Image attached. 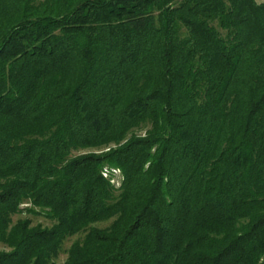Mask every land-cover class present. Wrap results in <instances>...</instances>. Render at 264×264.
<instances>
[{"label":"trees","instance_id":"1","mask_svg":"<svg viewBox=\"0 0 264 264\" xmlns=\"http://www.w3.org/2000/svg\"><path fill=\"white\" fill-rule=\"evenodd\" d=\"M0 245L264 264V1L0 0Z\"/></svg>","mask_w":264,"mask_h":264},{"label":"rangeland","instance_id":"2","mask_svg":"<svg viewBox=\"0 0 264 264\" xmlns=\"http://www.w3.org/2000/svg\"><path fill=\"white\" fill-rule=\"evenodd\" d=\"M256 1H258V2H261V1H264V0H256ZM105 168V167H104ZM107 168V167H106ZM105 168V170H106V173H108L107 171H108V169H106ZM113 171H114V169L113 168H111ZM120 177H121V175H120V173L118 172V171H116L115 172V175H114V177H113V181L114 182H116V183H118L119 182V180H120ZM31 217H32V215H30ZM34 218V221L35 222H43V223H47V220L46 219H44L43 217H41V216H36V217H33ZM74 238V237H73ZM73 238H71V239H69V240H67L66 241V243H65V246H68L69 245V243H70V241L73 239ZM0 248H1V245H0ZM65 257V253H63V254H61V257H60V259H63Z\"/></svg>","mask_w":264,"mask_h":264},{"label":"built area","instance_id":"3","mask_svg":"<svg viewBox=\"0 0 264 264\" xmlns=\"http://www.w3.org/2000/svg\"><path fill=\"white\" fill-rule=\"evenodd\" d=\"M104 174H105V175H107V174H106V172H104ZM112 180H113V179H112ZM115 183H116V182H115ZM116 184H119V182H118V183H116Z\"/></svg>","mask_w":264,"mask_h":264}]
</instances>
